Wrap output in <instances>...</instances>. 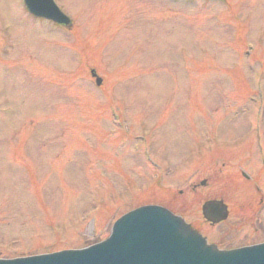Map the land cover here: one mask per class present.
<instances>
[{
	"label": "rangeland",
	"instance_id": "obj_1",
	"mask_svg": "<svg viewBox=\"0 0 264 264\" xmlns=\"http://www.w3.org/2000/svg\"><path fill=\"white\" fill-rule=\"evenodd\" d=\"M56 1L70 34L0 0V257L86 247L149 202L200 229L264 159V0ZM237 221L208 237L259 236Z\"/></svg>",
	"mask_w": 264,
	"mask_h": 264
},
{
	"label": "water",
	"instance_id": "obj_2",
	"mask_svg": "<svg viewBox=\"0 0 264 264\" xmlns=\"http://www.w3.org/2000/svg\"><path fill=\"white\" fill-rule=\"evenodd\" d=\"M27 1L35 15L60 24L69 22L51 2ZM96 83L100 85L101 80L97 78ZM205 215L218 222L226 216L225 207L212 204ZM0 264H264V245L217 252L183 220L163 208L150 206L121 217L110 237L100 244L47 256L0 260Z\"/></svg>",
	"mask_w": 264,
	"mask_h": 264
},
{
	"label": "flooded vegetation",
	"instance_id": "obj_3",
	"mask_svg": "<svg viewBox=\"0 0 264 264\" xmlns=\"http://www.w3.org/2000/svg\"><path fill=\"white\" fill-rule=\"evenodd\" d=\"M263 176H264V168H258L256 169L255 173L245 174V176H243L244 180H241V182L237 180L233 181L232 189L234 190L230 193V199L234 197L239 185H241L239 189H241L242 192L236 195V199L238 197H240V199L236 206H233L229 209V217L230 214H233V216L238 219L236 223L239 224L236 225L235 227H230V229L227 231V234L231 236L233 230L237 231L246 224L251 225L253 233L259 234V236L250 237L247 238L246 240L238 242V244L235 245L234 247H244V246L254 245L264 242V220L262 223L260 222V218H258L259 215L258 212L261 211V208L264 205V190L260 186V181ZM207 187L209 188L208 179L206 180L203 186H200V191H202ZM243 193H247V195L243 197L242 196ZM214 199H217V196L213 198L202 199L200 202L201 207L206 200L209 201ZM201 207H200V212H201ZM209 226H211V224H209ZM207 233L210 234L208 230H206V233L203 232L202 234L206 236V238L212 244H215L216 246L217 245L220 246L224 244V237L218 239L217 241H212L208 237Z\"/></svg>",
	"mask_w": 264,
	"mask_h": 264
}]
</instances>
